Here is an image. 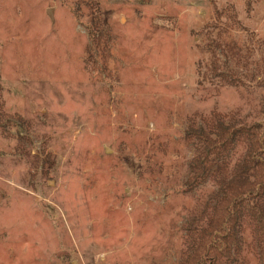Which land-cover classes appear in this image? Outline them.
<instances>
[{"label":"rangeland","instance_id":"rangeland-1","mask_svg":"<svg viewBox=\"0 0 264 264\" xmlns=\"http://www.w3.org/2000/svg\"><path fill=\"white\" fill-rule=\"evenodd\" d=\"M262 105L264 0H0V264H180L187 130Z\"/></svg>","mask_w":264,"mask_h":264},{"label":"trees","instance_id":"trees-1","mask_svg":"<svg viewBox=\"0 0 264 264\" xmlns=\"http://www.w3.org/2000/svg\"><path fill=\"white\" fill-rule=\"evenodd\" d=\"M232 12L233 6L218 10L217 17ZM92 37L96 39L95 33ZM260 109L264 116V105ZM204 122L187 130L195 153L186 184L194 189L210 183L213 192L193 210L190 247L180 264H236L235 246L245 218L257 229L264 261V120L231 123L226 116L212 115ZM238 146L243 147L241 157L229 161Z\"/></svg>","mask_w":264,"mask_h":264},{"label":"water","instance_id":"water-1","mask_svg":"<svg viewBox=\"0 0 264 264\" xmlns=\"http://www.w3.org/2000/svg\"><path fill=\"white\" fill-rule=\"evenodd\" d=\"M75 264H77V263L75 262Z\"/></svg>","mask_w":264,"mask_h":264}]
</instances>
